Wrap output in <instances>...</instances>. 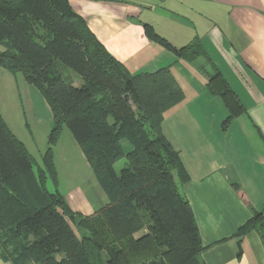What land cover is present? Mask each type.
I'll return each mask as SVG.
<instances>
[{
    "label": "trees",
    "instance_id": "obj_1",
    "mask_svg": "<svg viewBox=\"0 0 264 264\" xmlns=\"http://www.w3.org/2000/svg\"><path fill=\"white\" fill-rule=\"evenodd\" d=\"M138 22L148 39L177 56L205 57L206 88L229 111L224 129L244 112L199 38L174 47L150 24ZM0 66L11 74L20 72L44 97L53 116L48 148L42 164L36 165L0 115V260L203 264L196 221L180 188L188 175L161 131L164 113L183 99L169 68L132 75L106 50L69 0H0ZM66 68L80 76L79 86L64 75ZM64 127L106 196V204L90 215L73 211L57 190L51 147ZM123 141L131 147L127 152ZM122 158L124 166L116 172L114 164ZM48 180L54 192L47 189ZM252 229L264 242L261 213L236 234Z\"/></svg>",
    "mask_w": 264,
    "mask_h": 264
},
{
    "label": "crops",
    "instance_id": "obj_2",
    "mask_svg": "<svg viewBox=\"0 0 264 264\" xmlns=\"http://www.w3.org/2000/svg\"><path fill=\"white\" fill-rule=\"evenodd\" d=\"M143 1L69 3L132 75L167 67L182 89L183 99L164 113L161 131L188 175L180 188L196 221L201 262L264 264L259 233L252 229L236 234L254 214L264 218V0ZM138 20L150 24L174 47L199 38L244 112L224 129L229 111L206 88L205 57L177 56L148 39ZM90 187L93 194L88 188L81 194L89 213L72 204L73 193L65 195L73 211L90 215L106 204V197Z\"/></svg>",
    "mask_w": 264,
    "mask_h": 264
},
{
    "label": "rangeland",
    "instance_id": "obj_3",
    "mask_svg": "<svg viewBox=\"0 0 264 264\" xmlns=\"http://www.w3.org/2000/svg\"><path fill=\"white\" fill-rule=\"evenodd\" d=\"M63 73L75 86L81 84L80 76L72 69L66 68ZM0 115L12 133L23 142L36 165H41L42 156L48 148L47 136L53 126L51 109L40 92L27 83L20 72L11 74L1 66ZM122 145L126 152L131 148L126 141H123ZM51 148L57 173V190L64 197L70 192L73 193L72 204L77 205L80 212H88L89 209L83 206L84 199L81 196L83 189L88 188V193L93 194L90 187L92 186L99 194L105 195L67 128H63L57 142ZM124 162L125 159L122 158L114 164L116 172L124 166ZM46 187L50 192L55 191V186L49 180ZM72 227L76 234L80 235L77 228Z\"/></svg>",
    "mask_w": 264,
    "mask_h": 264
},
{
    "label": "water",
    "instance_id": "obj_4",
    "mask_svg": "<svg viewBox=\"0 0 264 264\" xmlns=\"http://www.w3.org/2000/svg\"><path fill=\"white\" fill-rule=\"evenodd\" d=\"M124 97H125V99H127V101H128L130 104L132 103L131 100H130V98H129V95L126 94Z\"/></svg>",
    "mask_w": 264,
    "mask_h": 264
}]
</instances>
